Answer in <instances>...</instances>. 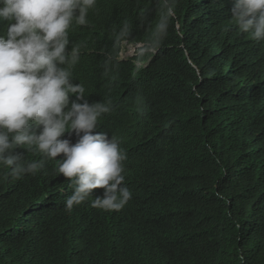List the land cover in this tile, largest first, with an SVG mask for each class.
Masks as SVG:
<instances>
[{"label":"trees","instance_id":"1","mask_svg":"<svg viewBox=\"0 0 264 264\" xmlns=\"http://www.w3.org/2000/svg\"><path fill=\"white\" fill-rule=\"evenodd\" d=\"M233 3L96 0L70 26L73 83L110 102L94 133L119 140L132 198L105 211L96 188L68 211L63 154L18 147L44 167L14 178L0 165V264H264V40L236 28Z\"/></svg>","mask_w":264,"mask_h":264},{"label":"clouds","instance_id":"2","mask_svg":"<svg viewBox=\"0 0 264 264\" xmlns=\"http://www.w3.org/2000/svg\"><path fill=\"white\" fill-rule=\"evenodd\" d=\"M95 4L96 0H0V20L9 22L0 34V165L21 178L36 174L44 162L22 163L18 147L49 160L63 154L58 171L75 185L65 202L68 211L93 196L96 188L104 189L103 197L96 196L91 206L105 211H120L132 198L124 183L126 154L119 140L94 133L102 114L112 111L110 102L89 104L85 87L73 83L70 71L80 52L77 47L69 51L68 30L73 23L86 25ZM231 18L241 33L264 40V0H234ZM166 29L165 18L157 25V36ZM131 49L126 45L120 56L125 58ZM70 96L75 97L71 103ZM73 132L76 143L61 139Z\"/></svg>","mask_w":264,"mask_h":264}]
</instances>
